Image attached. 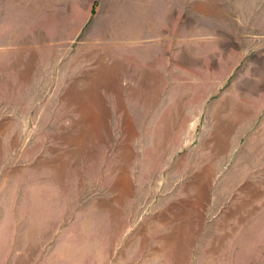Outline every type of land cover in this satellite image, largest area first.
<instances>
[{
  "label": "rangeland",
  "instance_id": "1",
  "mask_svg": "<svg viewBox=\"0 0 264 264\" xmlns=\"http://www.w3.org/2000/svg\"><path fill=\"white\" fill-rule=\"evenodd\" d=\"M0 264H264V0H0Z\"/></svg>",
  "mask_w": 264,
  "mask_h": 264
}]
</instances>
